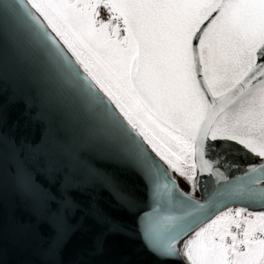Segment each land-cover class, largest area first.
Wrapping results in <instances>:
<instances>
[{
	"label": "snow or ice",
	"instance_id": "6c2138e0",
	"mask_svg": "<svg viewBox=\"0 0 264 264\" xmlns=\"http://www.w3.org/2000/svg\"><path fill=\"white\" fill-rule=\"evenodd\" d=\"M6 239L40 264H131L106 259L131 239L155 264H264V0H0Z\"/></svg>",
	"mask_w": 264,
	"mask_h": 264
},
{
	"label": "water",
	"instance_id": "95a60500",
	"mask_svg": "<svg viewBox=\"0 0 264 264\" xmlns=\"http://www.w3.org/2000/svg\"><path fill=\"white\" fill-rule=\"evenodd\" d=\"M23 105L9 106L4 115L6 116L7 123L11 126L13 123H17L16 132L20 134H28L29 128H25L26 117L22 115ZM38 134V133H37ZM85 163H91L98 167H108V165L99 160L97 157L88 155L85 159ZM59 180V177H57ZM55 189L56 184L52 185ZM102 197L107 198L106 192L100 193ZM8 209L11 213L17 217H28L31 215V206L25 200L12 197L8 201ZM80 241L73 239L70 241L67 250L65 252L64 259L66 262H70L75 258V251L79 248ZM118 254L110 253L106 259H122L124 256L131 257V264H155L154 257H152L146 250H143L140 246V241L136 239L127 240L124 243L117 246ZM27 261H32V264H40V258L30 253H21L19 249L12 244L9 240H5L3 251L0 252V264H26Z\"/></svg>",
	"mask_w": 264,
	"mask_h": 264
}]
</instances>
